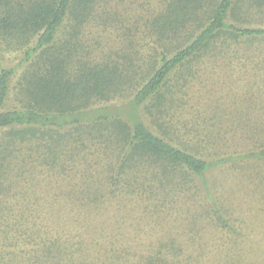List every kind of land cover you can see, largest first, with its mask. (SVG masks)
Masks as SVG:
<instances>
[{
    "label": "trees",
    "instance_id": "1",
    "mask_svg": "<svg viewBox=\"0 0 264 264\" xmlns=\"http://www.w3.org/2000/svg\"><path fill=\"white\" fill-rule=\"evenodd\" d=\"M161 2L148 25L115 23L119 40L95 51L84 28L108 19L111 0H0V264H119L123 248L101 227L129 195L162 201L241 159L219 154L224 114L182 107L203 97L200 72L222 66L256 76L264 100V27L253 25L264 0ZM5 51L22 52L17 65H2ZM18 66L21 100L7 107ZM118 99L129 100L102 104Z\"/></svg>",
    "mask_w": 264,
    "mask_h": 264
},
{
    "label": "rangeland",
    "instance_id": "2",
    "mask_svg": "<svg viewBox=\"0 0 264 264\" xmlns=\"http://www.w3.org/2000/svg\"><path fill=\"white\" fill-rule=\"evenodd\" d=\"M111 2L108 19L103 17L100 25L92 19L84 28L91 41L88 44L95 51L101 49L96 39L105 44L104 49L119 40L115 23L120 25L124 21L141 28L162 7L161 0ZM257 14L253 25L264 27V14ZM107 25L114 31L104 32ZM21 57L22 52L5 51L2 65H17ZM23 67L18 66L12 78L7 107L21 100L19 80ZM224 67L200 72L194 92L202 89L204 95L199 100L196 96L187 97L182 108L187 111L190 105L196 107L200 103V108L210 105L211 110L214 106V111L224 114L228 130L219 129L226 137L219 141V154L236 152L242 155L241 159L213 167L204 177H195L194 188L169 195L162 193V201L138 199V195L132 194L124 205L120 202L123 206L115 222L107 221L101 227L108 234L104 242L109 248L115 251L123 248L117 260L119 264H143L151 257H164L168 264H264V158L244 155L252 150H264L262 88L260 82L259 86L253 83L256 82L253 74L243 79ZM219 94L223 98L217 99ZM127 100L102 104L121 105ZM201 115L209 119L211 112L203 111ZM144 120L150 128L154 127L150 119ZM118 207L109 209L108 215Z\"/></svg>",
    "mask_w": 264,
    "mask_h": 264
}]
</instances>
